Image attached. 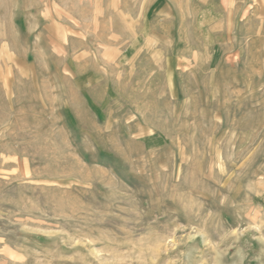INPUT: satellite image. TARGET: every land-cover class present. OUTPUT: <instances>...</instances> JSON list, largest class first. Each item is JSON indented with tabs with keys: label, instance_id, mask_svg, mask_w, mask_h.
I'll list each match as a JSON object with an SVG mask.
<instances>
[{
	"label": "rangeland",
	"instance_id": "1",
	"mask_svg": "<svg viewBox=\"0 0 264 264\" xmlns=\"http://www.w3.org/2000/svg\"><path fill=\"white\" fill-rule=\"evenodd\" d=\"M0 264H264V0H0Z\"/></svg>",
	"mask_w": 264,
	"mask_h": 264
}]
</instances>
